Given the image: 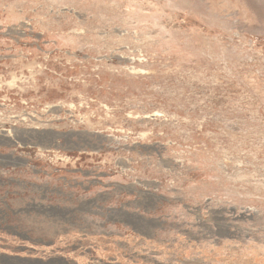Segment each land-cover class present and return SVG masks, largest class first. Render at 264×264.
I'll return each instance as SVG.
<instances>
[{"label": "rangeland", "instance_id": "rangeland-1", "mask_svg": "<svg viewBox=\"0 0 264 264\" xmlns=\"http://www.w3.org/2000/svg\"><path fill=\"white\" fill-rule=\"evenodd\" d=\"M0 264H264V0H0Z\"/></svg>", "mask_w": 264, "mask_h": 264}]
</instances>
